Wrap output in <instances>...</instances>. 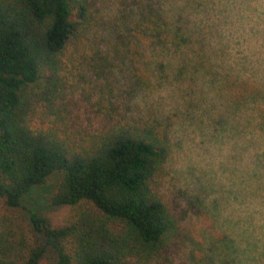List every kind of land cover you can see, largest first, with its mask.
<instances>
[{"label":"trees","instance_id":"trees-1","mask_svg":"<svg viewBox=\"0 0 264 264\" xmlns=\"http://www.w3.org/2000/svg\"><path fill=\"white\" fill-rule=\"evenodd\" d=\"M94 2L0 0V264H264V0Z\"/></svg>","mask_w":264,"mask_h":264},{"label":"rangeland","instance_id":"rangeland-1","mask_svg":"<svg viewBox=\"0 0 264 264\" xmlns=\"http://www.w3.org/2000/svg\"><path fill=\"white\" fill-rule=\"evenodd\" d=\"M144 1H147L150 5L153 7L156 6L159 2L164 3L166 6H168L169 9L176 10L177 2L178 0H95L94 2V16H96L97 22L94 21L93 26L91 30L88 33V38L91 36L96 37V38H101L105 36L112 35L110 31V23L106 22V19H113L116 14H118V9L122 11L123 13L127 14L130 13L131 11L138 10L141 7V3ZM177 1V2H176ZM134 19V15H132L131 21ZM96 23V24H95ZM114 43L113 37H112V44ZM87 44V43H86ZM112 54H115L112 50L109 53L111 56ZM115 68L118 69L116 76L118 75H123V65L118 66L114 62ZM119 67H122L121 69ZM140 69V66H138ZM76 70L74 69L73 71H70V81L71 85L73 88H71L72 93H67L68 96L71 98L70 101L72 103V118L76 119H81L85 113H84V108L86 102L84 101V97L81 96L82 92L87 94L90 98L92 95V99L95 96L94 89L93 88H87L86 85H81L77 82H75V76H76ZM115 76V78H116ZM119 81L114 79L115 82L117 83H123L121 81V77L118 78ZM83 109V112L81 111ZM1 203V200H0ZM25 205H29V202L27 200H24L21 204V208L16 209L13 211L14 216L17 217L18 219V224L19 226H23V230L26 231V222L24 220L26 212H24L23 207ZM34 208L36 209L37 213L41 216H43L47 222L50 224V226H59L62 225L63 223L67 222L71 214L75 208V206H70V205H48L46 202H39L36 203ZM0 212L2 213V210L0 208ZM214 212V211H212ZM26 233V232H25ZM38 264H49L46 259H41Z\"/></svg>","mask_w":264,"mask_h":264}]
</instances>
